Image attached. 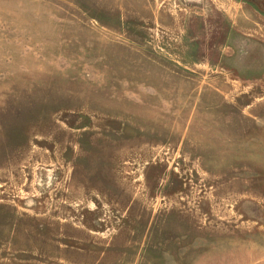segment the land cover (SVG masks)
<instances>
[{"label": "rangeland", "instance_id": "374dc122", "mask_svg": "<svg viewBox=\"0 0 264 264\" xmlns=\"http://www.w3.org/2000/svg\"><path fill=\"white\" fill-rule=\"evenodd\" d=\"M0 264H264V0H0Z\"/></svg>", "mask_w": 264, "mask_h": 264}]
</instances>
